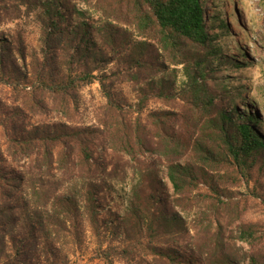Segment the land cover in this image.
Segmentation results:
<instances>
[{"label": "trees", "instance_id": "1", "mask_svg": "<svg viewBox=\"0 0 264 264\" xmlns=\"http://www.w3.org/2000/svg\"><path fill=\"white\" fill-rule=\"evenodd\" d=\"M205 2L0 0V28L34 18L40 24L41 53L30 56L21 33L0 30V85L12 97L7 101L0 93V264H68L67 247L80 245L87 227L101 238L103 193L114 178L108 154L100 152L105 147L126 157L140 182L158 162L159 172H165L161 178H168L174 191L170 194L162 180L157 191H144L159 205L147 225L158 243L151 250L156 262L193 264L182 260L176 247L160 245L167 243L166 236L187 229L177 208L189 205L190 194L209 172L242 171L264 151V135L253 119L234 121L209 83L205 65L215 51L208 44ZM79 3L98 11L99 19L79 9ZM215 22V17L210 20L214 30L229 32L226 20L219 27ZM114 63L117 72L109 74ZM113 75L138 94L131 105L133 123H118L115 133L108 121L100 126L75 121L80 87L95 81L107 99L108 115L120 114L113 82L107 81ZM48 99L57 119L34 121L50 109ZM152 99L164 101L168 109L149 112L148 128L142 115ZM181 101L190 115L179 109ZM181 128L197 132L186 137ZM148 154L159 159L149 160ZM211 192L219 195L218 187ZM218 231L206 245L203 264H241L236 252L226 253L233 245L221 235V226ZM238 231L241 240L253 244V230L240 225ZM97 245L107 264H114V248L104 247L103 240ZM245 258L264 264L255 250Z\"/></svg>", "mask_w": 264, "mask_h": 264}, {"label": "rangeland", "instance_id": "2", "mask_svg": "<svg viewBox=\"0 0 264 264\" xmlns=\"http://www.w3.org/2000/svg\"><path fill=\"white\" fill-rule=\"evenodd\" d=\"M77 7L90 14L92 19L97 20L100 17L98 11L83 3H79ZM214 17L216 27L221 25L222 20H226L229 32H222L218 28L214 30L210 25V20ZM204 18L205 29L211 35L208 44L215 51L206 63L205 70L209 74V83L221 108L234 121L250 122L253 119L252 125L264 135V4L261 0H206ZM0 30L6 34L21 33L29 55H41L40 24L34 18L8 23L1 26ZM107 70L109 74L117 72V64H111ZM180 70L181 67L177 72L179 88L184 81ZM107 81L113 82V98L123 108L120 114L116 112L113 117L108 115L104 109L107 99L100 83L95 81L80 87L79 109L74 120L85 126H100V123L108 121L114 124V132L118 133L121 128L118 123H133L136 114L131 105L137 103L138 94L131 83L121 81L116 75ZM0 93L7 101L12 100L5 85H0ZM48 101L50 109L35 115L34 121L57 119L58 114L53 110L52 102L49 99ZM178 107L185 114L191 109L182 101ZM161 109H168L164 101H148L142 123L150 128L148 113ZM181 132L183 136L189 137L197 129L188 131L181 128ZM100 152L108 154L114 177L108 180V188L103 193L100 220L105 231L102 230L103 234L98 238L87 227L83 242L67 247L70 252L68 264H107L97 245L102 240L104 247L111 245L114 248V264H166L164 261L156 262L151 247L158 244L157 237L152 231H147L151 213L154 208L159 209V205L155 203L157 199L147 200L144 194V191H157L159 180H162L170 194L173 193L169 179L161 178L165 176L164 170L159 172L161 168L156 162L147 171V180L140 182L133 168L128 166L126 157L106 147ZM147 157L149 160L156 158L150 154ZM228 174L212 171L204 176L205 183H201L190 194L191 198L187 201L190 206L185 203L183 209L177 208L187 229L175 236H166L167 240L163 241L167 243L160 245L179 249L183 255L182 260L203 264L206 245L211 243L212 233L217 234L218 226H221V235L233 245L226 253L234 251L241 258V264H249L250 261L245 256L255 250L264 261V151L249 167L242 171H233L231 168ZM213 185L218 187L219 195L211 192ZM160 198L166 200L163 195ZM212 221L214 223L209 227V222ZM240 225L254 231L253 244L239 238Z\"/></svg>", "mask_w": 264, "mask_h": 264}, {"label": "bare ground", "instance_id": "3", "mask_svg": "<svg viewBox=\"0 0 264 264\" xmlns=\"http://www.w3.org/2000/svg\"><path fill=\"white\" fill-rule=\"evenodd\" d=\"M209 12V11H208ZM210 14V13H209ZM210 16V15H209Z\"/></svg>", "mask_w": 264, "mask_h": 264}]
</instances>
